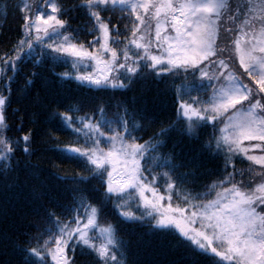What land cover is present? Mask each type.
<instances>
[{"label":"snow or ice","instance_id":"snow-or-ice-1","mask_svg":"<svg viewBox=\"0 0 264 264\" xmlns=\"http://www.w3.org/2000/svg\"><path fill=\"white\" fill-rule=\"evenodd\" d=\"M10 8L21 23L0 50V215L19 211L0 231V264H144L141 247L150 264H179L167 257L184 249L264 264V0ZM117 10L116 23L104 15ZM80 12L86 28L70 23ZM161 85L168 117L146 96ZM40 144L75 167L34 163Z\"/></svg>","mask_w":264,"mask_h":264},{"label":"trees","instance_id":"trees-1","mask_svg":"<svg viewBox=\"0 0 264 264\" xmlns=\"http://www.w3.org/2000/svg\"><path fill=\"white\" fill-rule=\"evenodd\" d=\"M18 2V0H0V50L4 49L5 47L9 46L11 43L15 42L16 39L19 38V25L21 23V20L19 16L17 15L14 8H10L7 16L3 14V5L5 3L9 5H14ZM31 2V0H29ZM40 3L43 2V0H39ZM78 0H60V3L65 6H70L74 3H77ZM105 16L112 15L114 17L113 23H116V18H119L121 13L119 10L115 11L114 13H104ZM70 23L73 27L81 26L83 28L87 27L85 17L83 12H80L79 14L72 15V18L70 20ZM80 38L85 39L83 32L80 33ZM87 39H91V37H87ZM57 71H63V68H57ZM28 71H31L30 65H25L23 72L26 73ZM24 82V75L21 74L20 77H18L17 82L13 84V97L15 99V95L18 92L20 86ZM2 83V82H0ZM163 86H160L161 90H158L155 86L151 87V89L146 93L147 98L150 100V103L157 111V115L162 117H168L171 115L172 111V95L171 92H164L162 90ZM33 93H35V89L32 90ZM133 95H136L139 98L140 95V86L137 85L136 88L133 91H129L126 93V96L131 99ZM107 99V97H105ZM12 107H16V104L13 103ZM10 123H13V120L10 116ZM44 127L41 126V134L44 131ZM9 135H17L15 132H9ZM52 134L56 136L60 141H62L64 144H67L73 137L67 132L59 129H53ZM147 138V137H145ZM47 145L46 144H40L38 146V151L35 156L32 157V161L34 163H39L42 168H45L47 170H51L52 165L55 163L59 165L61 168L71 169L74 168V164H72L70 161H61L58 157V154L55 152L47 151L46 150ZM17 159H21L19 154H17ZM246 159L243 160L242 164H238V167H243L245 165ZM79 171V169H76ZM14 211L18 212L19 209L16 208L15 202H10V206L8 209L7 217L0 215V231H4L7 228H9L15 219ZM170 239V238H169ZM168 243V240H165V244ZM150 250H147L143 247L139 249L138 252V259H140L144 264H150V262L154 259H156ZM168 259H178L179 264H208L207 259L204 257L197 256L194 252L184 249L180 252H174L170 253L167 257ZM77 264H91V257L87 254H81L77 256Z\"/></svg>","mask_w":264,"mask_h":264},{"label":"rangeland","instance_id":"rangeland-1","mask_svg":"<svg viewBox=\"0 0 264 264\" xmlns=\"http://www.w3.org/2000/svg\"><path fill=\"white\" fill-rule=\"evenodd\" d=\"M154 27V26H153ZM246 164L245 165H243V167H246L247 166V164H248V161L246 160ZM257 167V170H259V166H256Z\"/></svg>","mask_w":264,"mask_h":264}]
</instances>
